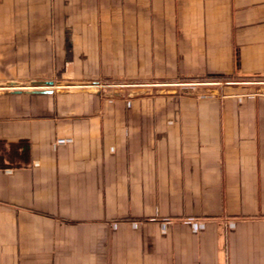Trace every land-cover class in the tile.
<instances>
[{"label":"crops","instance_id":"0c3cea01","mask_svg":"<svg viewBox=\"0 0 264 264\" xmlns=\"http://www.w3.org/2000/svg\"><path fill=\"white\" fill-rule=\"evenodd\" d=\"M8 81L0 264H264V0H0Z\"/></svg>","mask_w":264,"mask_h":264},{"label":"water","instance_id":"95a60500","mask_svg":"<svg viewBox=\"0 0 264 264\" xmlns=\"http://www.w3.org/2000/svg\"><path fill=\"white\" fill-rule=\"evenodd\" d=\"M25 82H17V81H8V82H1L0 87H17V86H24ZM62 83V82H60ZM59 83V84H60ZM30 86H52L54 85L53 81H31L28 82Z\"/></svg>","mask_w":264,"mask_h":264},{"label":"rangeland","instance_id":"374dc122","mask_svg":"<svg viewBox=\"0 0 264 264\" xmlns=\"http://www.w3.org/2000/svg\"><path fill=\"white\" fill-rule=\"evenodd\" d=\"M114 84L119 85L118 83H114Z\"/></svg>","mask_w":264,"mask_h":264}]
</instances>
